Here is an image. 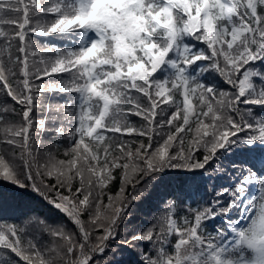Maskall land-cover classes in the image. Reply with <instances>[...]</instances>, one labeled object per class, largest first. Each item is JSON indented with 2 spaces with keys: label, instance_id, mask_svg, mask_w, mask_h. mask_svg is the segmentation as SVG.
Listing matches in <instances>:
<instances>
[{
  "label": "snow or ice",
  "instance_id": "6c2138e0",
  "mask_svg": "<svg viewBox=\"0 0 264 264\" xmlns=\"http://www.w3.org/2000/svg\"><path fill=\"white\" fill-rule=\"evenodd\" d=\"M0 264H264V0H0Z\"/></svg>",
  "mask_w": 264,
  "mask_h": 264
}]
</instances>
